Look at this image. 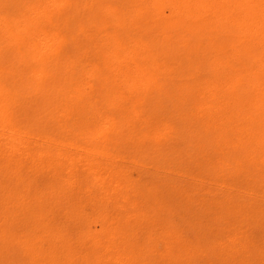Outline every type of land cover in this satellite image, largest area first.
I'll return each mask as SVG.
<instances>
[{
    "label": "rangeland",
    "instance_id": "1",
    "mask_svg": "<svg viewBox=\"0 0 264 264\" xmlns=\"http://www.w3.org/2000/svg\"><path fill=\"white\" fill-rule=\"evenodd\" d=\"M191 1L0 0V124L264 196V0Z\"/></svg>",
    "mask_w": 264,
    "mask_h": 264
},
{
    "label": "bare ground",
    "instance_id": "2",
    "mask_svg": "<svg viewBox=\"0 0 264 264\" xmlns=\"http://www.w3.org/2000/svg\"><path fill=\"white\" fill-rule=\"evenodd\" d=\"M184 3L186 13L193 2ZM121 15L109 14L114 27ZM143 52L148 62L138 60L152 65ZM119 72L143 81L124 60ZM216 90L208 80L198 88L208 101ZM30 126L0 124V264H264V196L184 165L35 136Z\"/></svg>",
    "mask_w": 264,
    "mask_h": 264
}]
</instances>
